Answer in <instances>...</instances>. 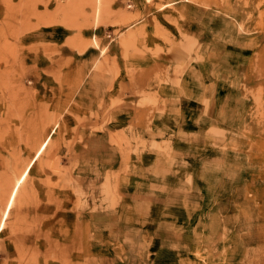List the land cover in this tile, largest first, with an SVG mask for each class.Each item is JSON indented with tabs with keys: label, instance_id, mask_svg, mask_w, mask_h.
I'll list each match as a JSON object with an SVG mask.
<instances>
[{
	"label": "rangeland",
	"instance_id": "1",
	"mask_svg": "<svg viewBox=\"0 0 264 264\" xmlns=\"http://www.w3.org/2000/svg\"><path fill=\"white\" fill-rule=\"evenodd\" d=\"M47 136L0 264H264V0H0V219Z\"/></svg>",
	"mask_w": 264,
	"mask_h": 264
},
{
	"label": "crops",
	"instance_id": "2",
	"mask_svg": "<svg viewBox=\"0 0 264 264\" xmlns=\"http://www.w3.org/2000/svg\"><path fill=\"white\" fill-rule=\"evenodd\" d=\"M104 84L100 85V84H93L92 86H88L86 89V95L83 96L86 98V101L83 100V98H81V96H79L80 94H77V103H75L74 101L72 102L73 106V111H85L87 113H99V114H106V112L110 113L111 109H110V91H105L104 89ZM29 93H32L30 90L28 91ZM29 96L34 97V102L35 105H43L46 100H47V95L45 93V91H43L42 89H37L36 91H34L33 94H29ZM74 103V104H73ZM45 105V104H44ZM76 105V106H75ZM76 107V108H75ZM81 107V108H80ZM129 121H121L120 124H126L122 127H120L119 129H125L127 128V124H130ZM95 124H101L100 123V117L98 118V121L95 122ZM111 121L109 120L108 123H104L102 124V132H99L100 130H98V132L96 133V141L97 143L99 142H103L105 144L104 140H101L100 137L104 136L105 133L107 134V136L109 135V131L111 130ZM137 127V125L135 124V128ZM106 129V132H105ZM135 137H142V134H140L138 131L134 133ZM108 138V137H107ZM108 142V140H107ZM106 142V143H107ZM137 157L133 156V152H130L128 154V160H136Z\"/></svg>",
	"mask_w": 264,
	"mask_h": 264
},
{
	"label": "bare ground",
	"instance_id": "3",
	"mask_svg": "<svg viewBox=\"0 0 264 264\" xmlns=\"http://www.w3.org/2000/svg\"><path fill=\"white\" fill-rule=\"evenodd\" d=\"M99 2V1H98ZM103 54V53H102ZM48 140H49V136H47L42 142L41 144L39 145V147L37 148V150L35 151L33 157L31 158V160L28 162V164L25 166V168L23 169V171L21 172V174L19 175V177L16 179L12 189H11V192L9 194V197H8V200L6 202V205L4 207V210H3V213H2V216H1V219H0V231L1 229L3 228L4 226V221H5V218L7 217V214L13 204V200H14V197H15V194L21 184V182L26 178L27 174H28V171L34 161V159L41 153V151L45 148L46 144L48 143Z\"/></svg>",
	"mask_w": 264,
	"mask_h": 264
}]
</instances>
